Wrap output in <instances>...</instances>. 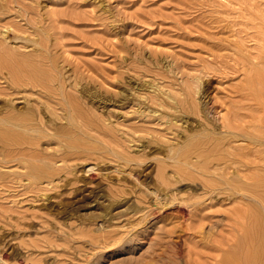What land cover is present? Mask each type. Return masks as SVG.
I'll return each mask as SVG.
<instances>
[{"label": "rangeland", "instance_id": "rangeland-1", "mask_svg": "<svg viewBox=\"0 0 264 264\" xmlns=\"http://www.w3.org/2000/svg\"><path fill=\"white\" fill-rule=\"evenodd\" d=\"M31 1L0 0V22L3 21L0 39L5 41V45L9 43V49L22 52L21 55L42 49L44 56L48 60L51 57L55 63L52 62L54 72L62 76L67 73L65 76L73 79L80 78L79 82H82H76L70 91L83 101V105L86 102L84 107L90 108L89 113L105 130L101 135L93 130L82 135L41 134L37 139L40 145L36 144V150L28 151H13L9 147L5 150L0 143V264L216 263L211 257L221 253L211 245H217L220 237L228 236L230 213L241 206V202L238 197H230L226 193L206 192L202 181L209 176L205 179L199 177L192 168L187 170L183 163L177 164L172 160L169 164L170 160L164 159V154L168 145L180 144L181 139L180 146H185L186 135L202 125V114L203 118L210 115L219 123L230 108V101L237 94L235 87L238 88L240 82L247 78L246 71L241 68L247 64L243 59L247 53H256L264 42V0ZM25 5L29 6L28 9ZM49 10L55 13V17ZM52 18L58 24L62 23L59 29ZM12 21H20L24 27L20 22L15 24ZM16 29L23 33L18 31L17 36L13 33L17 32ZM24 29L30 31L25 35ZM36 36L44 38L43 47L34 45L31 39H37ZM58 38L62 42H58ZM62 47L68 52L65 53ZM211 63L223 65L225 74H213ZM187 80L191 88L185 95L182 83ZM195 89L197 93H194ZM129 91H133L132 95L135 91V96ZM165 91L174 95H167ZM176 92L180 94L176 96ZM182 96L186 103L177 114L178 109L174 110L173 106L184 102ZM192 97L193 101L190 100ZM2 99L0 96V105ZM141 99L144 102H140ZM172 99L175 104H170ZM23 101L16 100L17 108H24ZM194 102L198 103L197 106ZM186 107L190 111L185 110ZM172 117L176 120L173 121ZM60 123L62 125L64 120ZM196 123L197 126L194 125ZM107 128L116 130H111V133ZM130 128L133 131L130 132ZM163 132L165 134L161 136ZM22 151L24 154L45 152L53 158V165L58 169L52 170L48 177L29 178L25 175L27 161L19 158ZM115 152L129 157L125 167ZM160 164L167 168L164 192L158 189L159 181L155 177L156 167ZM178 166H183L185 173L175 172ZM157 182L158 185L155 184ZM114 188L120 190L117 196L109 194V189ZM200 225L203 230L198 229Z\"/></svg>", "mask_w": 264, "mask_h": 264}, {"label": "bare ground", "instance_id": "bare-ground-1", "mask_svg": "<svg viewBox=\"0 0 264 264\" xmlns=\"http://www.w3.org/2000/svg\"><path fill=\"white\" fill-rule=\"evenodd\" d=\"M20 5H22V4H20ZM28 7H27V9H28ZM31 9H32V6H31ZM51 10H49V11L52 13L53 10L52 11ZM1 11H2V9H1ZM52 14L54 15L55 13H52ZM57 16H58V14H57ZM61 16H62V14H61ZM67 16L69 17V15H67ZM53 17H55V15ZM13 19H14V17H13ZM52 19H54V18H52ZM61 19H62V17H61ZM28 20H29V18H28ZM2 22L3 21H1L0 24ZM16 22H20V21H16ZM16 22H13V23L16 24ZM55 22L58 24V22L56 20H55ZM64 22H65V20H64ZM10 23H8L7 25H9ZM39 23H41V22H39ZM22 24L23 23H21V25ZM61 24L59 23L57 25V28ZM7 25H6V27H7ZM22 26L24 27V25H22ZM43 26H44V24H43ZM14 27L17 28V26H14ZM14 27H13V29H14ZM38 27H39V25H38ZM41 28H42V26H41ZM5 29L6 28H4V30ZM9 29H10V27H9ZM35 29H36V27H35ZM16 30H17V32L13 31V33H15V34L17 33V36H18L19 35L18 31H22V30H19V29H16ZM27 31L29 32L30 30H27ZM27 31L26 30L24 31L25 35H26ZM3 33H4V35L7 34V33L5 34V32H2V34ZM22 33H23V31H22ZM22 33H20V34H22ZM60 34L61 33H59V34L57 33V35H60ZM31 35L32 34H29V36H31ZM34 37H32V38H34ZM38 37L36 36L37 39H35V40L31 39V40L33 41L34 45H36L38 47H43L44 38L42 40L41 36L39 38ZM61 38H63V36ZM48 39H50V38H48ZM46 40H47V38L45 39L44 42H46ZM4 42L5 41H3V39H0V85H1L0 96L3 98L1 100L2 105H0L1 106L0 107V143H1V145H2L1 147L3 149L6 150L7 147H9V148L13 149V151L36 150L35 145L39 144V143H37V141H38L37 139H39V136L41 134H42V136L44 134H49V135L55 134V135H61V136H68L71 134L74 135V133L82 135V134L86 133L85 131H90V130H93L94 132L99 133L100 135H101V133H104L105 129H103L98 124V122L96 121L97 119H95L89 113L90 108H88V109L85 108L87 105V104L85 105L86 102H84V105H85V107H84L83 101L81 102L80 99L78 100L77 96H73L71 91H70V89L74 87L76 82H79L80 78H78V79L74 78L73 79V78H69L68 76L66 77L65 75L67 73L65 75L63 74L64 76H62V74L60 75V74L54 72V70L52 69V62L53 61H51V57H50V60H48L44 56V52L41 51L42 49H35V53L32 52L33 54H30V55L29 54L28 55H24V54L21 55L22 52L19 49L20 45L18 46V49H19L18 51H20L21 53H18L12 49H9V47H8L9 43H7V45H5ZM58 42H62V41H59V38H58ZM56 44L57 43H54V45H56ZM58 44L62 45L60 43H58ZM44 45H46V44H44ZM60 48L58 50H60ZM30 49H32V48H30ZM62 49H63V51L65 49V53H66L67 48L62 47ZM51 51H53V50H51ZM63 54H64V52H63ZM247 54L248 55L243 59L244 61L247 62V64H245L241 67L242 69L244 68V71H246L247 78L245 79V81L243 80L240 82V85L238 86V88L235 87L234 90L237 94L235 97L232 96L235 99L233 98L234 101L233 100L230 101V99H229V101L231 102V103L229 102L231 104L230 106L226 102L230 108H228V110L226 109L227 112H226V114H224L221 117V119L219 117L220 122L218 123V122L214 121V119H211L210 115H209L210 119H209V116L203 118L202 117L203 112L202 111H201L202 113L199 112L200 114H202L201 116L198 114V116H200L203 119L202 125L200 126V124H199L200 127H197L198 129H196V130H194L191 133H188L186 135V139H187L186 144H185V146L183 145V147H185V148L180 146L182 144L181 138H183V137H181L180 138L181 141L179 140L180 144L176 143V144L168 145V147L166 148V153L164 154V159L170 160L169 164L172 163L171 161L173 160V161H176L177 164L183 163V165L186 166L187 170H188V168H192L197 173V175H199V177L201 176L204 178L205 176H209V178H206V179L204 178L205 181H202L203 188L206 192L211 193L213 191H219L222 194L226 193L230 197L231 196L238 197V199L241 202V204H240L241 206L234 208L232 210V213L229 212L231 217L228 221L229 222L228 223V227H229L228 236L220 237L219 243L217 245H215V244L211 245L214 250L216 249L218 252L221 253V254L212 255V257H211L212 260L216 262V263L213 262V264H264V42L260 45V47L256 53H247ZM52 56H54V55H52ZM52 60H53V58H52ZM255 60H257V61L255 62ZM213 63H211L213 65L212 73L215 74L218 72V75H220L222 73L224 75L225 74L224 73L225 72L224 66L221 65L220 63H217V64H213ZM60 65H61V63H60ZM256 65H258V66L260 65L259 66L260 68ZM204 71L206 72L208 70H204ZM201 72H202V70H201ZM63 73H65V72H63ZM74 73H75V71H74ZM83 73H84V71H83ZM77 74H78V72H77ZM71 75H73V73ZM80 75L82 76V73ZM95 76L99 77L98 75H95ZM192 77H193V75H192ZM195 78L198 79V77H196V76H195ZM195 78H194V80H196ZM96 80H98V79L96 78ZM188 80L186 82L182 83L183 84L182 85L183 86L182 91L185 92V95H186V93L189 94L188 91L191 88V85L188 82ZM151 81H154V80H151ZM80 82H82V81H80ZM79 83H77V86ZM103 83H104V81H103ZM81 84L84 86L83 83H81ZM197 85H195V86L197 87ZM79 86H80V84H79ZM195 86H193V87H195ZM78 88L82 89L83 87L82 88L78 87ZM150 88L152 89V87H150ZM146 89H148V88H146ZM169 90H171V89H169ZM79 91L83 92L82 90H79ZM157 91H158V93H160L159 90H157ZM195 91H196V89H195ZM107 92H109V90ZM167 92H168V90H167ZM197 92L198 91H196L194 93H197ZM87 93H90V92L88 91ZM92 93H94V92H92ZM129 93H130V91H129ZM131 93H133V91H131ZM131 93H130V95H132ZM169 93H167V95H171V96L174 95V93H172V94H169ZM135 94L136 93L134 91V95H132V96H135ZM178 94H180V93H177L176 96H178ZM141 95H143V94H141ZM80 96L81 95H79V98H81ZM187 96H189V95H187ZM97 97H98V95H97ZM103 97H104V95H103ZM151 97H153V96H150L149 98H151ZM180 97H181V95H180ZM230 97H231V95H230ZM236 97L238 100L236 99ZM129 98H130V96H129ZM157 98H159V97H157ZM182 98H183V96H182ZM17 99H21V101L22 100L25 101V102L23 101L25 104L23 106L24 108H17V107H19V106H16V103H17L16 100ZM82 99H84V97H82ZM142 99L139 101L140 102L143 101ZM159 99H161V98H159ZM193 99H194V97H192L190 100L193 101ZM215 99H217V97ZM165 100H166V98H165ZM172 100L173 101H171V102H173V103L170 102V104H175L174 99H172ZM217 100H219V99H217ZM235 100H236V102H235ZM106 102L111 103V101H106ZM137 102H138V100H137ZM205 102H206V100H205ZM221 102L224 103V101H221ZM97 103H98L97 105H99V102H97ZM161 103H164V102H161ZM184 103H186L185 99H184V102L183 103L181 102L180 105L176 104L175 107L173 106L174 110L176 108L178 109L177 114H178V112L182 111L181 109L183 108L182 105ZM148 104L149 103H147V106H148ZM192 104H190V105H192ZM197 104H196V106H197ZM199 104H200V102H199ZM137 105H139V104H137ZM159 105L161 106V104H158V107H159ZM164 105H165V103H164ZM167 105H165V106H167ZM223 105H225V104H223ZM192 106H194V105H192ZM220 106H222L221 103H220ZM154 107H156V106H154ZM200 107H202L201 104H200ZM208 107L210 108V106H208ZM224 107H226V106H224ZM97 108H99V107H97ZM168 108H169V106H168ZM209 108H208V111L210 110ZM185 110L190 111V109L189 108L187 109V107L185 108ZM191 110L193 111L194 109H191ZM201 110H202V108H201ZM152 111H153V109H152ZM165 111H168L167 108ZM225 111H223V112L225 113ZM148 112L150 114L149 110H148ZM151 114H153V113H151ZM154 114H153V117L155 116ZM163 116L165 117V115H163ZM189 116H191V114ZM181 117L183 120V115ZM200 117H199V120H201ZM196 118H198V117H196ZM161 119L163 120L164 118L161 117ZM165 119H166V117H165ZM173 119H174L173 121L176 120L175 118H173ZM56 120L59 121L58 125H57ZM63 120H64V123L62 125H60L61 124L60 121H63ZM167 120H168V118H167ZM167 120H165V121H167ZM187 120L185 119V121H187ZM98 121L100 122V120H98ZM177 122H179V121H177ZM199 122H201V121H199ZM170 123H172V122H170ZM164 124H163V126H164ZM54 125H55V127H54ZM175 125H178V124H175ZM194 125L197 126V123ZM194 125L191 124V126H194ZM167 126H168V124H167ZM167 126H166V129H167ZM169 126L171 128V124H169ZM179 126H180V124H179ZM172 127H174V124ZM194 128H195V126H194ZM130 129H132V130H130V132L133 131V128H130ZM166 129H164V130H166ZM111 130H112V128L111 129L107 128V131L111 132ZM115 130H112V131H115ZM184 131H185V129H184ZM25 132H27V134ZM38 132H41V133H38ZM172 132H174V131H172ZM123 133H125V132L123 131ZM162 134H165V133L163 132L160 135L162 136ZM113 135H114V133H113ZM175 136H177V135L175 134ZM182 136H185V135L183 134ZM78 138H80V137H78ZM132 139L135 140V138H132ZM48 140H49V137H48ZM73 140H72V142H73ZM177 141H178V139H177ZM75 142H73V143H75ZM129 142H131V141L129 140ZM127 143H128V141H127ZM183 143H184V141H183ZM109 144H110V141H109ZM159 144H161V143H159ZM71 145H72V143H71ZM103 145H105V144H103ZM127 146H130V145H127ZM54 147H58V146L55 145ZM82 149L84 150L85 148H82ZM120 149H122V148L120 147ZM51 150H49V151H51ZM109 150H111V149H109ZM22 153H23V151H22ZM115 153L118 155V158L121 159L120 163L123 165V167H125L124 165L128 164V162H129V159H128L129 157L123 156V154L121 152H115ZM4 154H5V152H4ZM70 154L71 153H69V155ZM104 154L108 155V153H104ZM74 155H76V154H74ZM95 155H97V154H95ZM1 158L2 157H0V159ZM19 158L22 159L23 161L25 160L24 162L27 161V164L25 163L27 166L26 167L27 170L25 169L26 170L25 175H27L29 178H39L42 176L48 177L52 174L51 173L52 170L58 169V167L53 165V161H54L53 158H51V156H49V154H47L45 152L36 151V152H34V154L33 153L24 154L23 153V154L19 155ZM193 158H194V161L192 160ZM30 160L31 161L34 160V161L30 162ZM76 160L79 161V159H76ZM108 160L109 159H107V162H109ZM132 160H134V159H132ZM63 162L60 161L59 163H63ZM70 163H71V160H70ZM118 163H117V165H118ZM177 164H176V166H177ZM112 167L114 168V166H112ZM156 168H157L155 170L156 173L155 172L154 173H155L156 179L159 181V188L158 189L161 191L163 190V192H164L165 188H166L165 186H167L166 177L164 175L165 170L167 168H165V165L162 166L161 164L159 166H157ZM118 169H120V168H118ZM181 171L182 172L185 171L183 169V166L181 168H180V166H178L176 168L175 172L180 173ZM73 172L76 175L74 170H73ZM121 172H123V170ZM175 172H174V176H175ZM105 173H107V172H105ZM117 173H119V172L117 171ZM71 174H73V173H71ZM105 175L106 174H104V176ZM191 175H192V173H191ZM68 177H70V176H68ZM167 179H169V178H167ZM171 179L173 180V178H171ZM26 180H28V178ZM81 180H83V178ZM153 180H155V179H153ZM181 180H182V178H181ZM82 182H84V181H82ZM38 183H40V182H38ZM49 183H51V182H49ZM56 183H57V181H56ZM138 183H136V184H138ZM54 184H55V182H54ZM155 184L158 185V182ZM110 185H112V184H110ZM139 185H141V184H139ZM118 186H120V185H118ZM200 187H201V185H200ZM154 190L158 192L157 188L156 189L154 188ZM122 191H125V190L123 189ZM130 191H131V189H130ZM166 191H168V190H166ZM118 193H120V190L118 191L116 188H114V190L109 189V194L112 196H114V195L117 196ZM158 194H160V193H158ZM201 195H203V194H201ZM204 195H207V194H204ZM156 197H158L157 199H159V196H156ZM96 198H97V196H96ZM195 198H199V197H195ZM174 199H176V198H174ZM171 200L172 199L169 198L168 201L171 202ZM210 200H211V198H210ZM104 210H106V209H104ZM149 215H151V214H149ZM107 217H108V215L106 216V218ZM104 218H105V215H104ZM223 221H224V219H223ZM185 224H186V222H185ZM211 226H214V225L212 224ZM189 228L192 230L195 229L193 227H189ZM199 228H201V225L198 227V229ZM198 229L196 228L197 232H198ZM208 229L210 230L211 227L207 228V230ZM199 232H200V230H199ZM190 233H191V231H190ZM211 234H213V233H211ZM215 237H213V238H215ZM207 239H208V237H207ZM207 239H205V240H207ZM156 260H158V259H156ZM195 262H196V260H195Z\"/></svg>", "mask_w": 264, "mask_h": 264}]
</instances>
